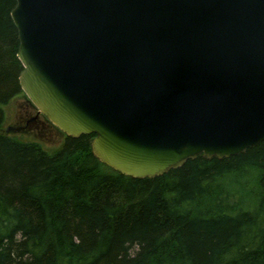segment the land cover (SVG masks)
I'll return each instance as SVG.
<instances>
[{
    "label": "water",
    "instance_id": "obj_1",
    "mask_svg": "<svg viewBox=\"0 0 264 264\" xmlns=\"http://www.w3.org/2000/svg\"><path fill=\"white\" fill-rule=\"evenodd\" d=\"M19 81L133 178L264 140V0H17Z\"/></svg>",
    "mask_w": 264,
    "mask_h": 264
},
{
    "label": "trees",
    "instance_id": "obj_2",
    "mask_svg": "<svg viewBox=\"0 0 264 264\" xmlns=\"http://www.w3.org/2000/svg\"><path fill=\"white\" fill-rule=\"evenodd\" d=\"M16 4L0 0V264H264V140L139 179L93 134L50 151L2 131L23 92Z\"/></svg>",
    "mask_w": 264,
    "mask_h": 264
},
{
    "label": "rangeland",
    "instance_id": "obj_3",
    "mask_svg": "<svg viewBox=\"0 0 264 264\" xmlns=\"http://www.w3.org/2000/svg\"><path fill=\"white\" fill-rule=\"evenodd\" d=\"M5 110L6 123L2 131L23 141H38L50 151L63 144L66 135L46 116L37 112V108L23 92L15 96Z\"/></svg>",
    "mask_w": 264,
    "mask_h": 264
},
{
    "label": "flooded vegetation",
    "instance_id": "obj_4",
    "mask_svg": "<svg viewBox=\"0 0 264 264\" xmlns=\"http://www.w3.org/2000/svg\"><path fill=\"white\" fill-rule=\"evenodd\" d=\"M38 114H39V113H38ZM38 114H37V115H38Z\"/></svg>",
    "mask_w": 264,
    "mask_h": 264
}]
</instances>
